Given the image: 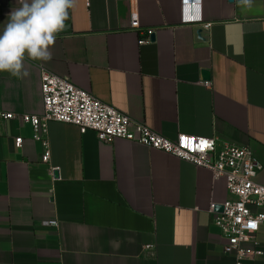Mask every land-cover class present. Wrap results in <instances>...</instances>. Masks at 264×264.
<instances>
[{
    "label": "crops",
    "instance_id": "0c3cea01",
    "mask_svg": "<svg viewBox=\"0 0 264 264\" xmlns=\"http://www.w3.org/2000/svg\"><path fill=\"white\" fill-rule=\"evenodd\" d=\"M199 1L202 23L183 24L182 0H74L49 61L0 72V111L16 116L0 120V264H235L209 213L224 179L73 125L37 140L21 120L43 114L40 65L169 140L249 147L264 186V0ZM20 2L0 0V30ZM255 239L262 254L244 264H264V227Z\"/></svg>",
    "mask_w": 264,
    "mask_h": 264
},
{
    "label": "built area",
    "instance_id": "2783aa9c",
    "mask_svg": "<svg viewBox=\"0 0 264 264\" xmlns=\"http://www.w3.org/2000/svg\"><path fill=\"white\" fill-rule=\"evenodd\" d=\"M195 1L199 0H182L183 24L202 23L200 12L189 13V3H196ZM132 27L140 28L137 19L132 21ZM153 33V30H147L146 39L141 40L140 44L149 43ZM39 69L43 114L21 117L24 124L32 126L35 139L44 138L48 125L52 122L73 125L83 135L89 131L94 132L103 143L112 144L115 140H125L208 170L215 180H225L229 194V198L222 204V213L215 212L214 204L209 209L213 225L221 232L223 254L233 256L235 264H244L262 254L258 250L255 236L264 227V186L256 180L261 166L249 147L219 144L215 138L183 134H179L174 141L169 140L144 123L132 120L92 94L79 89L69 78L53 74L40 65ZM15 118L14 114L0 111L1 121H12ZM40 131L42 135L38 134ZM22 141V138L16 140L17 147H21ZM50 157V150L46 146L42 162H49ZM248 245H252L254 249H247ZM152 248L149 246L146 249Z\"/></svg>",
    "mask_w": 264,
    "mask_h": 264
},
{
    "label": "clouds",
    "instance_id": "9594fccd",
    "mask_svg": "<svg viewBox=\"0 0 264 264\" xmlns=\"http://www.w3.org/2000/svg\"><path fill=\"white\" fill-rule=\"evenodd\" d=\"M245 4L249 0H243ZM74 0H21L7 14L0 30V72L15 77L27 76L25 59L47 62L56 34L65 26L68 9Z\"/></svg>",
    "mask_w": 264,
    "mask_h": 264
},
{
    "label": "water",
    "instance_id": "95a60500",
    "mask_svg": "<svg viewBox=\"0 0 264 264\" xmlns=\"http://www.w3.org/2000/svg\"><path fill=\"white\" fill-rule=\"evenodd\" d=\"M230 2H233L234 0H229ZM196 35H197V37H198V39H203V31L201 30V29H198L197 31H196ZM155 39H156V36H155V34H153V35H151L150 36V41L151 42H154L155 41ZM209 79H210V73L208 72V71H204L203 73H202V80H204V81H209ZM56 177H57V174L55 175ZM223 206L222 205H220V206H216L215 207V212H217V213H222L223 212Z\"/></svg>",
    "mask_w": 264,
    "mask_h": 264
}]
</instances>
